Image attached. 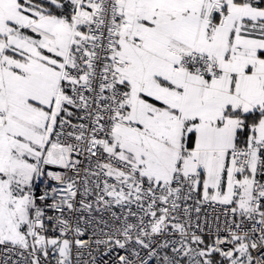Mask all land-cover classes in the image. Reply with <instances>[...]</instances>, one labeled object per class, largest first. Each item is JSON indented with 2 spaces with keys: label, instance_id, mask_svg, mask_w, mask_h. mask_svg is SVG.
<instances>
[{
  "label": "snow or ice",
  "instance_id": "obj_1",
  "mask_svg": "<svg viewBox=\"0 0 264 264\" xmlns=\"http://www.w3.org/2000/svg\"><path fill=\"white\" fill-rule=\"evenodd\" d=\"M0 264H264V0H0Z\"/></svg>",
  "mask_w": 264,
  "mask_h": 264
}]
</instances>
